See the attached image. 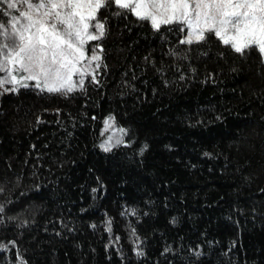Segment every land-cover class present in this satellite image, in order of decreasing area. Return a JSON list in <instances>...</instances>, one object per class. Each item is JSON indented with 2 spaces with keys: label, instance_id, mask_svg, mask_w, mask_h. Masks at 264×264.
Instances as JSON below:
<instances>
[{
  "label": "trees",
  "instance_id": "obj_1",
  "mask_svg": "<svg viewBox=\"0 0 264 264\" xmlns=\"http://www.w3.org/2000/svg\"><path fill=\"white\" fill-rule=\"evenodd\" d=\"M96 20L95 78L0 92V264H264L258 48L181 45L113 0Z\"/></svg>",
  "mask_w": 264,
  "mask_h": 264
},
{
  "label": "snow or ice",
  "instance_id": "obj_2",
  "mask_svg": "<svg viewBox=\"0 0 264 264\" xmlns=\"http://www.w3.org/2000/svg\"><path fill=\"white\" fill-rule=\"evenodd\" d=\"M22 2L27 4V8L19 12V17L23 19L12 16L11 29L14 31L0 24V87L19 80H34L35 86L42 92H73L71 84L66 82L73 73H87V67L81 62L87 60L90 65L93 60H99L94 48L86 47V41L99 38L89 28L100 30V36L104 34L103 23L97 21L91 24L90 21L96 17L85 16L80 6L95 5L99 9L110 6L112 0ZM115 4L131 6L130 11L142 22L149 21L154 30H160L162 24L174 25L184 34L181 45H191L193 38L196 42L206 41L207 33L230 45L236 53L243 54L244 49L258 48L264 54V0H115ZM7 6L15 7L12 2ZM138 7L142 11H137ZM41 8L45 9L44 15L49 16V20L45 21L39 15L33 18V10L38 13ZM53 8L57 9L54 14ZM8 65L13 67L9 69ZM77 65L80 67L77 68ZM25 73L26 76L23 75ZM17 74H20L19 77ZM20 86L30 87L28 83ZM4 90L16 92L19 89L4 87ZM111 119L109 117L105 121L106 126H110ZM120 131L124 132L123 129ZM115 143L120 144L121 140L117 139ZM101 148L106 152L110 150L106 144H102Z\"/></svg>",
  "mask_w": 264,
  "mask_h": 264
},
{
  "label": "rangeland",
  "instance_id": "obj_3",
  "mask_svg": "<svg viewBox=\"0 0 264 264\" xmlns=\"http://www.w3.org/2000/svg\"><path fill=\"white\" fill-rule=\"evenodd\" d=\"M113 1L115 3V0H113ZM9 2L14 3L15 7L14 8H8L7 5H8ZM3 5H6V10L2 9ZM130 7L131 6L126 7V8L130 9ZM144 7L146 8V6H144ZM26 8H27V4L23 3L22 0H0V10L2 9V12H0V24H5V25L8 26V28L10 30L14 31V29H11V18H12V16H17L18 18L23 19L22 17H19V12L22 11V10H25ZM56 10H57L56 8L52 9L53 14L55 13ZM80 10L83 12V14L85 16L92 15V16L96 17L97 12H98L99 9H96L95 5H87V4H85V5L80 6ZM60 11L61 12L63 11V7L62 6L60 7ZM137 11H142V9L138 7ZM44 12H45V9H43V8L39 9L38 13H36L35 10H33V13H34L33 18L35 19L36 16L39 15L41 19H43L45 21L49 20L50 17L44 15ZM135 16H137V15H135ZM4 19H5V21H4ZM96 22H97L96 19L90 21L91 24H95ZM33 31H35V29H33ZM89 31L90 32H94L99 38L97 40H88V41H86V47L91 46L92 48H94L95 55L99 57V60H93L90 65L87 63V60H84V61L81 62L83 65H85L87 67V73L86 74L73 73V75L66 82V84H71V86L73 87V91H75L77 89H80L83 86V83H84V81L87 78H89V77L95 78V75L97 73V70L99 68V64H100V61H101V54H100L101 48H100L99 45L95 44V42H97L101 38L100 30L89 28ZM25 35H27V33ZM194 41H195V39L193 38V42ZM251 46H255V45H251ZM261 56H262V58L264 60V54H261ZM12 67H13L12 65H8L9 69H11ZM79 67L80 66L77 65V68H79ZM19 75L20 74H17L18 77H19ZM23 75L26 76L27 74L25 73ZM77 81H79V83H77ZM22 83H28L29 85L32 84V85H34V87H36L35 86L36 85V81H34V80H30V81L29 80H19L15 84H7L4 87H7V88H12V87L20 88L21 87L20 85ZM4 87H0V92H10V91H5ZM36 88L40 90V88H38V87H36ZM45 91H47V90H45ZM62 91H65V89H62ZM109 124H110V126H106L105 123H104L103 132H102L103 133V142H102V144H106V146L111 147L113 144H115V141L117 139H119V130H117L114 127V124H113V122L111 120L109 121ZM109 137H112V139L109 140L108 139Z\"/></svg>",
  "mask_w": 264,
  "mask_h": 264
}]
</instances>
